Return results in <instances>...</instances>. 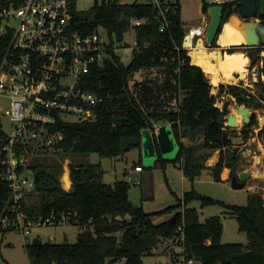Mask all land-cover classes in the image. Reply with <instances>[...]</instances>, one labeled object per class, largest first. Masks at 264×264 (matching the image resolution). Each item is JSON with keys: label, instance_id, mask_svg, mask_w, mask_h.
Listing matches in <instances>:
<instances>
[{"label": "trees", "instance_id": "trees-1", "mask_svg": "<svg viewBox=\"0 0 264 264\" xmlns=\"http://www.w3.org/2000/svg\"><path fill=\"white\" fill-rule=\"evenodd\" d=\"M238 1L235 3L239 4ZM208 5L202 2L204 14ZM230 12L224 15L223 22ZM257 17L264 23V16L258 14ZM130 19L141 20L134 27L135 45L130 62L125 64L121 56L110 52L83 77V88L103 98L96 108L95 120L60 122L53 130L61 131L64 138L56 146L58 151L54 158L30 164L35 181L34 196L38 201L33 205L29 197L26 211L42 218L64 213L70 216V224H78L83 229L75 243H26L24 249L29 264H113L118 261L146 264L143 258L153 255L160 240L175 239L179 228L184 234L182 254L186 259L200 264H264V201L259 194L250 193L245 206L222 204L225 213L238 220L239 232L248 239L245 245L222 243L221 216L212 215L200 222L199 211L189 206L193 200L199 201L201 206L214 203L194 189L185 192L176 204L149 213L129 201L128 181L115 178L108 183L99 163L72 162L75 157L89 154L116 159L131 149H137L140 155L143 129L154 131L156 125L164 122L170 124L178 152L175 158L164 159L157 148L152 168L163 169L168 162L172 163L191 182L205 170L215 180L222 181L220 175L224 166L230 169L228 181L235 174L237 156L225 165V148L230 144L231 132L216 122L220 108L212 94V85L183 47L185 29L181 6L166 31H160L157 11L145 3L95 0L88 10H78L75 6L72 10L74 30L88 34L103 28L111 46L124 40ZM263 47L249 48L254 54L250 56L252 63L261 64L258 81L261 97L264 96ZM218 94H229L241 105H259L255 94L241 85L220 84ZM255 123L253 115L247 125L251 127ZM198 134H201L199 143L196 142ZM241 134L247 139L249 130L243 128ZM258 135L264 140V125ZM5 137L0 118V144L5 142ZM200 149L206 154H199ZM216 150L220 152L216 164L206 166V157ZM68 157L71 159V188L64 190L59 178L63 173L62 161ZM136 163L134 168L141 166L140 160ZM9 197L6 181L0 180V209L6 206ZM181 204L183 212L176 210ZM174 211L169 219L153 222L155 215Z\"/></svg>", "mask_w": 264, "mask_h": 264}, {"label": "built area", "instance_id": "built-area-1", "mask_svg": "<svg viewBox=\"0 0 264 264\" xmlns=\"http://www.w3.org/2000/svg\"><path fill=\"white\" fill-rule=\"evenodd\" d=\"M79 1L0 0V118L4 116L11 123L10 133H5V142L0 144V180L6 181L10 191L6 206L0 209V233L14 230L27 238L33 226L70 222V216L64 213L42 218L26 211L28 198L36 192L31 160L44 151L56 155V146L64 135L53 129L60 122L95 120L96 108L103 98L82 86L90 68L101 64L110 52L123 60L131 59L135 40L133 45L123 40L111 46L103 28L88 34L73 29L72 10L74 6L81 10ZM230 1L202 0L222 6ZM118 3L151 5L158 13L160 31L170 27L181 6L180 0H118ZM140 22L130 19L129 30ZM185 27L184 24L183 45L189 36L193 44L203 34V30L192 34L194 26ZM69 165V158H65L62 175L67 172L70 180ZM142 170L141 166L134 168L135 172ZM130 181L141 184L139 178ZM69 186L61 183L64 190ZM179 232L173 241L180 245L182 253L184 234L181 228ZM183 258L184 264L194 263L193 259L184 255Z\"/></svg>", "mask_w": 264, "mask_h": 264}, {"label": "rangeland", "instance_id": "rangeland-1", "mask_svg": "<svg viewBox=\"0 0 264 264\" xmlns=\"http://www.w3.org/2000/svg\"><path fill=\"white\" fill-rule=\"evenodd\" d=\"M138 1L142 2V0ZM94 2L95 0H80L78 3V8L81 10H88L93 6ZM180 5L181 17L186 26L185 28L188 29L189 27L194 26L196 29L198 28L203 30V34L197 36L194 39L193 44H191L197 45L200 40L205 46L204 30L208 23V17L201 10L202 0H180ZM228 20L229 18L223 22L220 35L218 36L217 40L214 41L211 46L205 47L208 50L219 49L223 53L228 52L229 49L233 50V52H241L248 58L245 66L243 67V71L241 73H235L232 79H222L215 85L211 82L210 77L206 74V72L204 70L203 71L207 75V78L212 85L211 91L212 94L216 96V105L220 109L225 100H230L232 104L236 102L235 98L229 94H218L220 84L241 85L255 94L256 102L259 103L257 106H250L252 116L254 115L256 119V123L254 125L248 127L247 124H243L242 114L239 113V124L236 127H227L224 129L231 132V136L238 138H243L241 136V130L243 128L249 130L248 138H243V143L238 146L237 153L235 155L237 156V159L236 171L234 175H237L243 170L248 171L250 174L248 179L245 181V186L243 188L234 189L232 188L230 181L227 180L217 181L207 170L203 171L200 177L196 178L194 182H191V180H189L187 177H182L180 170L178 168L174 169L175 166L172 163L168 162L163 169L152 168L155 157H150L148 153H144V148L146 145H148L147 141L152 138L153 131L149 128L143 129L142 131V150L140 155L138 154L137 149H131L126 151L123 157H118L116 159L100 158L96 154H89L82 158L75 157L72 159V162L76 163L82 161L93 164L99 163L104 169L105 174L111 175L118 180L124 179L128 181L130 184L128 193L129 201L134 206H142L143 209L149 213L162 211L165 208L176 204L179 199L182 200L183 194L185 192L194 189L197 193L204 195L214 201V203L208 204L206 206H201L200 202L197 200H193L189 204L190 207L196 208L199 211L198 220L200 222H205L207 218L212 215H220L223 224L220 238L221 242L242 243L245 245L247 244L248 239L244 233L239 232L238 220L234 216L225 213V205L222 206V204L245 206L250 193L259 194L264 201V177L257 176L258 173L264 171V140L258 135L259 129H261L264 125V118H262L263 120L260 121V118L264 116V96L261 97V89L258 86V81L260 80L261 74V64L252 63L250 56L254 57V54L249 49L250 47L242 44L235 47L230 46L229 48H223L220 45V36L223 33L224 24ZM134 40V30L130 29L125 33L124 41L130 45H133ZM183 47L189 51V47L186 45H183ZM261 56L264 57V47L261 52ZM123 62L128 64L130 59L124 58ZM261 80H263V77H261ZM1 123L3 131L9 134L11 131V123L9 120L2 116ZM159 129L161 131L160 136L164 139L163 141L165 143L163 149V158H175L178 152V147L173 139L170 124L164 122L159 123ZM189 141V139L186 140V142ZM204 153L206 154V151H204ZM215 153L218 156L220 154L219 150H216L211 152V154L209 153V155L206 157L204 162L207 166H214L216 164L219 157L217 156V159L213 158L212 155ZM53 158L54 154H52L51 151H44L40 155L34 156L31 160V163L39 161L44 163L45 161H51ZM258 158H261L260 162L256 161ZM211 159L213 161L212 163L210 161ZM69 160L71 162L70 158ZM138 160H140V164L143 167L141 173L134 171V165L138 164L136 163ZM26 174L29 175V172H26ZM148 174H150V179H148L146 183L145 176ZM135 178H139L141 180V185H136L130 181ZM61 183L63 184L62 180ZM147 185L149 187H146ZM147 189L148 193L146 194L144 192ZM37 201V197L32 196L30 197L29 203L35 205ZM176 210L183 212L184 205L181 204ZM175 211L172 212V214L175 213ZM169 215H171V212L155 215L153 217V222L159 223L164 221V219L169 217ZM82 229L83 228L78 224L62 223L57 225L33 226L31 228V234L27 238H24L20 232L14 230H9L4 234L0 233V264H29L24 249V245L26 243H32L35 238H38L41 242L75 243L77 240V234L82 231ZM183 259L184 258L183 254L181 253L180 245L171 239L160 240L153 249V255L145 256L143 258L146 264H159V262H161V264H184ZM193 262V264H200L195 260ZM113 264H123V261H118Z\"/></svg>", "mask_w": 264, "mask_h": 264}, {"label": "water", "instance_id": "water-1", "mask_svg": "<svg viewBox=\"0 0 264 264\" xmlns=\"http://www.w3.org/2000/svg\"><path fill=\"white\" fill-rule=\"evenodd\" d=\"M239 4L243 8V15L246 18H249L247 21H242L240 18L236 16L238 19L239 27L244 31V36L246 38L245 45L247 47H259L264 46V23L259 19H255V14H260L264 16V0H239ZM222 5H208L206 16L208 17V23L204 30V44L205 46H211L214 41L217 40L221 26H222ZM235 47V46H233ZM233 110H237L242 114L243 124H248L252 117L251 107L246 105H241L238 102L232 104L230 100H225L221 106L220 114L218 115L216 122L222 128L225 129L227 127L233 128L238 125L236 121V116L233 113ZM166 138V137H165ZM171 138V137H170ZM172 139V138H171ZM230 144L225 148V165L229 164L232 161V158L237 153V148L240 144L243 143V138L230 136ZM164 139L160 136V134H154L152 138L147 141V144L144 148V153L150 156H157V148L163 155V149L165 143ZM166 141V139H165ZM31 145L35 146V142H31ZM142 148V146H141ZM142 150V149H141ZM216 153L213 155V158L217 159ZM218 160V159H217ZM257 162L261 161V158L256 160ZM250 176L248 171H240L237 175H233L231 177L230 183L232 188L241 189L245 186V181ZM261 176V172L257 175ZM104 180L108 183L113 182L115 178L111 175L104 174ZM41 241L38 238H35L32 241L33 245L40 244Z\"/></svg>", "mask_w": 264, "mask_h": 264}, {"label": "bare ground", "instance_id": "bare-ground-1", "mask_svg": "<svg viewBox=\"0 0 264 264\" xmlns=\"http://www.w3.org/2000/svg\"><path fill=\"white\" fill-rule=\"evenodd\" d=\"M237 20L236 16L232 15L224 24V30L220 36V45L223 48L239 46L246 43V38L243 32L244 30L239 27ZM192 31V34H199L201 32V30L198 28L196 29V27H193ZM185 45L189 47L188 54L191 58V62L201 66L214 85L222 79H232L235 73H241L248 60L246 56L238 51L223 53L219 49L208 50L200 40L197 45H192L190 42V36L185 40ZM233 113L238 122L240 120V112L233 110ZM262 118H264V116L260 118V121L263 120ZM210 161L213 162L212 159ZM260 177H264V171H261ZM61 180L63 181L62 185L64 187L70 185L67 172L62 175Z\"/></svg>", "mask_w": 264, "mask_h": 264}, {"label": "crops", "instance_id": "crops-1", "mask_svg": "<svg viewBox=\"0 0 264 264\" xmlns=\"http://www.w3.org/2000/svg\"><path fill=\"white\" fill-rule=\"evenodd\" d=\"M155 130L153 131V133H152V136L155 134H160L161 133V131H160V129H159V124L158 125H156L155 126ZM186 140H188V139H186ZM197 141V143H199V142H201V134H198V137H197V139H196ZM141 146H142V139H141ZM198 153L199 154H203L204 153V150H199L198 151ZM139 154V153H138ZM214 155V154H213ZM213 155H212V157H213ZM163 156V155H162ZM219 157V156H218ZM212 163V162H211ZM212 165V164H211ZM207 166V165H206ZM174 167V166H173ZM210 167V166H209ZM176 167H174V169H175ZM180 170V169H179ZM180 172L182 173V170H180ZM141 173V172H140ZM221 179L222 180H224V181H228V179H229V176H230V169L228 168V167H226V166H224V168H223V170H222V172H221ZM182 177H184V175H183V173H182ZM145 178H146V183H147V181H148V179H150V174H148L147 176H145ZM144 178V179H145ZM146 187H149L148 185L146 186ZM69 189L71 188V185L68 187ZM68 189V190H69ZM144 193H148V189L144 192ZM173 214L171 213V215H169V217H167L166 219H164V220H167V219H169L171 216H172ZM159 264H161V262H159Z\"/></svg>", "mask_w": 264, "mask_h": 264}, {"label": "flooded vegetation", "instance_id": "flooded-vegetation-1", "mask_svg": "<svg viewBox=\"0 0 264 264\" xmlns=\"http://www.w3.org/2000/svg\"><path fill=\"white\" fill-rule=\"evenodd\" d=\"M235 2H236V0H231L230 3H229V5H231L230 7H228V6L224 7V6H223V9H222V23H223V17H224V15L228 12V10L231 11V12L229 13V15H228V18H229V16L235 14V15H237V17L240 18L242 21H247V20H249V18H246V17L243 15V8H242V6L239 5V4H237V3H235ZM238 2H239V1H238ZM257 16H258V13L254 15V18H255V19H259V20H261V19H260L259 17H257Z\"/></svg>", "mask_w": 264, "mask_h": 264}]
</instances>
